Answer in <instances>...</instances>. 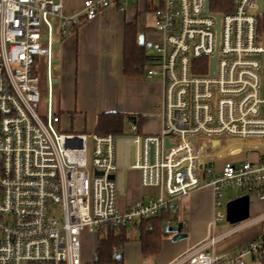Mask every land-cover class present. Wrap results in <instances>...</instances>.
<instances>
[{
	"label": "built area",
	"instance_id": "built-area-1",
	"mask_svg": "<svg viewBox=\"0 0 264 264\" xmlns=\"http://www.w3.org/2000/svg\"><path fill=\"white\" fill-rule=\"evenodd\" d=\"M114 3L127 4L85 0L72 14L64 0H0V264H82L85 232H130L204 187L216 206L224 189L264 199V151L247 144L264 142V0H157L145 76L162 85L160 133H140L136 119L129 135L64 133L55 45L79 15L92 21ZM229 141L239 144L222 152ZM242 148L256 159L227 160ZM130 169L158 193L122 210L118 177ZM215 242L170 264H262L264 235L228 255L208 251Z\"/></svg>",
	"mask_w": 264,
	"mask_h": 264
},
{
	"label": "crops",
	"instance_id": "crops-1",
	"mask_svg": "<svg viewBox=\"0 0 264 264\" xmlns=\"http://www.w3.org/2000/svg\"><path fill=\"white\" fill-rule=\"evenodd\" d=\"M84 1L64 0V10L78 14L82 11ZM126 2L125 6L112 4L89 22L84 20L83 14L79 15L75 33L56 44L54 94L61 117L60 129L64 133L96 134L97 117L107 112L125 114L129 122L136 119L142 134H158L162 129L163 119L158 107L162 85L157 80L146 78L148 63L142 75L127 76L124 73L127 27H136L137 44L144 51L158 38L154 28L157 0ZM140 35L144 36V45L139 44ZM238 144L237 141H229L220 150L223 152ZM247 144H253L257 149L242 148L237 156H247L251 152L256 157L258 152L253 149L264 151V142ZM236 155L227 156V160ZM121 177H118L121 182L118 204L122 210L130 204L146 202L158 193V188L144 187L141 184L140 172L136 169L124 172ZM243 195L246 194L242 193L241 196ZM239 197L231 198L228 202ZM221 201V206L215 205V195L210 187L195 190L179 200L177 211H170L171 218L164 222L166 236L162 239L160 252L154 256H143L138 239V246L131 247L124 253L123 249L131 241V233L127 232L129 242L121 249L122 264H125V257L132 256L138 259L139 264H143L147 258H157L158 264H170L211 238H215L216 242L208 251L228 255L264 235V199L256 198L254 202L250 199L249 219L235 225L226 220V211L223 213L217 210L224 206L223 197ZM218 212L225 215L222 221H215ZM225 220L232 227L222 224ZM168 221L174 227L182 223L187 238L173 242V235L166 231L170 227L167 226ZM218 223L222 225L217 226ZM245 229L251 230L242 237L241 234L237 235ZM134 230L138 232L137 228Z\"/></svg>",
	"mask_w": 264,
	"mask_h": 264
},
{
	"label": "trees",
	"instance_id": "trees-1",
	"mask_svg": "<svg viewBox=\"0 0 264 264\" xmlns=\"http://www.w3.org/2000/svg\"><path fill=\"white\" fill-rule=\"evenodd\" d=\"M127 33L124 73L127 76L142 75L145 65L151 59V55H147L146 51L137 44L136 27L134 25L127 27ZM125 120L126 115L122 113L107 112L100 114L97 117L96 134H123ZM170 214L169 210L164 211L160 216L143 220L137 226L139 234L137 239L141 244L143 256H154L160 252L162 239L166 236L163 225L168 218H171ZM128 242L126 229L111 230L105 236H100L95 253V264L121 262L122 257L117 260L118 256L115 255V250H121ZM262 264H264V258Z\"/></svg>",
	"mask_w": 264,
	"mask_h": 264
},
{
	"label": "rangeland",
	"instance_id": "rangeland-1",
	"mask_svg": "<svg viewBox=\"0 0 264 264\" xmlns=\"http://www.w3.org/2000/svg\"><path fill=\"white\" fill-rule=\"evenodd\" d=\"M146 54L147 55H154L153 49L150 47H146ZM41 67L42 66H40V63H39L38 70L40 72H41ZM54 79H56V74L54 75ZM54 90L56 91V86L54 87ZM55 110L58 113V108H57L56 104H55ZM158 133H160V131ZM123 134L124 135L132 134L129 131V121L127 119L124 122ZM145 135H148V134H145ZM256 157H257V155H256ZM256 157L253 156L251 152H248L247 156L246 155L232 156V157H230L229 161L234 162V163H241V162L246 161V160L251 161L253 159H256ZM129 177L131 178V173L129 174ZM204 183H207V181L204 180ZM242 193L243 192L241 190L224 189L223 190L224 206L218 207L217 210L225 213L226 204L228 203V201L231 198H236V197L241 196ZM249 195H250L251 202H254L256 198H259L258 194H256V193H254V194L249 193ZM222 224H225V225H228L229 227H232L231 225H229L226 222V220ZM222 224L218 223L217 226H220ZM250 230L251 229H249V230L245 229L243 231H240L237 235L241 234L240 237H242V236L246 235ZM130 233H131L130 234V240L131 241L126 245L127 247L125 246V248L123 249L124 253L127 250H129L131 247L133 248L134 246H138V242L136 241V239L139 236L138 232L136 230L132 229V230H130ZM81 242H82V264H95V253H96V248H97L99 239L96 236L90 235L88 232H85L82 235V241ZM249 243H247V244H249ZM247 244H245L243 246H246ZM156 260H157V258H147V259H144L143 264H158V262ZM112 264H122V262H117V263H112ZM125 264H139V261H138V259H135L134 256H132V258L131 257L130 258L125 257Z\"/></svg>",
	"mask_w": 264,
	"mask_h": 264
},
{
	"label": "water",
	"instance_id": "water-1",
	"mask_svg": "<svg viewBox=\"0 0 264 264\" xmlns=\"http://www.w3.org/2000/svg\"><path fill=\"white\" fill-rule=\"evenodd\" d=\"M261 1V0H259ZM144 36H139V44L144 45ZM150 47V44L148 45ZM57 45H55V48ZM215 73V58L211 60V74ZM202 166H200L201 168ZM102 175V173H98ZM110 179L114 180L113 175L110 176ZM250 217V195L246 194L237 199H234L227 203L226 205V220L232 224H238L248 220ZM167 233L173 235V242L181 241L187 238V234L183 232V224L179 223L176 227L170 226L166 229ZM121 256L117 257V260H120Z\"/></svg>",
	"mask_w": 264,
	"mask_h": 264
},
{
	"label": "bare ground",
	"instance_id": "bare-ground-1",
	"mask_svg": "<svg viewBox=\"0 0 264 264\" xmlns=\"http://www.w3.org/2000/svg\"><path fill=\"white\" fill-rule=\"evenodd\" d=\"M123 148V147H122Z\"/></svg>",
	"mask_w": 264,
	"mask_h": 264
}]
</instances>
